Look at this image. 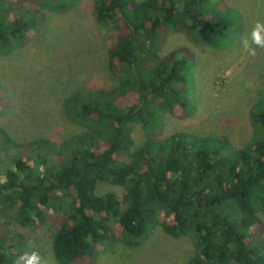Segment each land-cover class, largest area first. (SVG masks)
<instances>
[{"label":"trees","instance_id":"trees-1","mask_svg":"<svg viewBox=\"0 0 264 264\" xmlns=\"http://www.w3.org/2000/svg\"><path fill=\"white\" fill-rule=\"evenodd\" d=\"M78 1L0 0V53L11 55L36 35L39 21L26 6L67 13ZM220 3L95 0L96 22L115 36L106 57L118 86L67 98L66 118L85 133L62 145L24 146L0 181V206L14 209L21 227L37 231L53 222L57 264H97L101 250L119 240L136 248L158 227L194 243L188 264H264V93L239 150L225 137L162 138L166 116L186 121L197 113L196 55L188 47L162 55L163 46L180 33L201 46L231 47L241 16ZM4 100L0 85V106ZM136 125L144 142L131 152ZM3 139L0 150L15 146ZM106 183L124 189L122 202L98 193ZM19 245L0 236V264H17Z\"/></svg>","mask_w":264,"mask_h":264},{"label":"rangeland","instance_id":"rangeland-1","mask_svg":"<svg viewBox=\"0 0 264 264\" xmlns=\"http://www.w3.org/2000/svg\"><path fill=\"white\" fill-rule=\"evenodd\" d=\"M94 3L95 0H79L67 13L26 6L39 21L36 35L25 48L11 55L0 53V85L5 98V105L0 106V132L15 145L0 150V181L13 169V161L24 157V146L37 140L62 145L68 138L85 133L84 128L66 118L67 98L81 89L118 86L106 57L115 36L96 22ZM219 6L222 10L234 9L241 16V31L234 35L231 47L201 46L180 33L170 35L163 46L162 55L179 47H188L196 55L197 113L186 121L166 116L162 138L175 134L225 137L234 150H239L252 136L250 113L264 93V47L251 41L255 24L264 22V0H221ZM243 40L256 49L254 56L244 51ZM133 138L131 152L144 142L140 125L135 126ZM120 160L128 161L129 156L123 155ZM98 193H113L122 202L124 189L106 183ZM260 217L264 222V215ZM54 235L52 221L37 231L23 228L15 221L14 209L0 206V236L19 243L22 254L38 251L43 264H57L53 255ZM195 252L189 238L172 239L158 227L136 248L119 240L109 251L101 250L97 264H188Z\"/></svg>","mask_w":264,"mask_h":264},{"label":"clouds","instance_id":"clouds-1","mask_svg":"<svg viewBox=\"0 0 264 264\" xmlns=\"http://www.w3.org/2000/svg\"><path fill=\"white\" fill-rule=\"evenodd\" d=\"M251 41L252 44L256 46L264 47V22H257L255 24L251 32ZM242 44L244 51L247 52L248 55L254 56L256 54V49L249 44L248 40H243ZM17 264H43V258L38 251H33L30 255L25 254L20 257Z\"/></svg>","mask_w":264,"mask_h":264}]
</instances>
